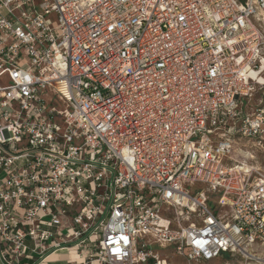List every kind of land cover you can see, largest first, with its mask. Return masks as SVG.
I'll return each mask as SVG.
<instances>
[{
	"label": "built area",
	"instance_id": "1",
	"mask_svg": "<svg viewBox=\"0 0 264 264\" xmlns=\"http://www.w3.org/2000/svg\"><path fill=\"white\" fill-rule=\"evenodd\" d=\"M258 152L264 0H0V264H264Z\"/></svg>",
	"mask_w": 264,
	"mask_h": 264
},
{
	"label": "crops",
	"instance_id": "2",
	"mask_svg": "<svg viewBox=\"0 0 264 264\" xmlns=\"http://www.w3.org/2000/svg\"><path fill=\"white\" fill-rule=\"evenodd\" d=\"M80 261L79 250L73 246L48 253L44 258L37 260L35 264H77Z\"/></svg>",
	"mask_w": 264,
	"mask_h": 264
},
{
	"label": "rangeland",
	"instance_id": "3",
	"mask_svg": "<svg viewBox=\"0 0 264 264\" xmlns=\"http://www.w3.org/2000/svg\"><path fill=\"white\" fill-rule=\"evenodd\" d=\"M252 163L255 164L261 170L264 171V154L258 152L255 155V160L252 161ZM150 248L153 249L154 251H158V252H160L162 254L168 253L169 252V249H171V248L164 249V248L160 247L157 244L151 245ZM263 254H264V250H263ZM170 262L172 264H188L185 260L178 259V258H175V257ZM191 264H197V263H191ZM199 264H221V263L217 261V262H205V263L203 262V263H199ZM233 264H246V263L244 261H242V260H237V261H233ZM250 264H259V263L251 262Z\"/></svg>",
	"mask_w": 264,
	"mask_h": 264
}]
</instances>
